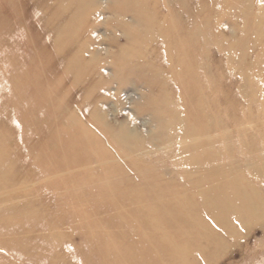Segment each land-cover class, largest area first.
Masks as SVG:
<instances>
[{
    "label": "rangeland",
    "instance_id": "1",
    "mask_svg": "<svg viewBox=\"0 0 264 264\" xmlns=\"http://www.w3.org/2000/svg\"><path fill=\"white\" fill-rule=\"evenodd\" d=\"M66 2L0 0V264H124L163 230L180 264H264V0H181L177 24L160 0ZM229 166L263 208L214 224L202 180Z\"/></svg>",
    "mask_w": 264,
    "mask_h": 264
},
{
    "label": "bare ground",
    "instance_id": "2",
    "mask_svg": "<svg viewBox=\"0 0 264 264\" xmlns=\"http://www.w3.org/2000/svg\"><path fill=\"white\" fill-rule=\"evenodd\" d=\"M10 1H19L25 2L28 0H10ZM33 2L38 3L40 11L37 12L31 11L30 13L34 18H37L41 21H50L51 19H55L57 16L61 15V10L66 5V0H32ZM74 1V0H73ZM138 0H131L133 4H136ZM164 4H167L171 7V10L169 11V15L173 18L174 23H179V15L178 10L180 11L181 8V0H160ZM66 2V3H65ZM30 4V0H29ZM111 16L115 18L117 21H120V19L125 16L126 11L122 10H116V11H110ZM242 12V11H241ZM19 14V13H18ZM114 19V20H115ZM191 19V17H190ZM128 39L131 38V36H127ZM68 52L67 55L70 58V61H74L78 59V53H77V45L72 44L68 45ZM168 51L171 55V53H178L179 51L183 50V45L179 43V41H174L169 47ZM77 57V58H76ZM168 64H171V68L174 69V67L180 66L181 63L178 61H169L165 62ZM64 66V65H63ZM52 69V68H51ZM189 70V69H188ZM57 78V77H56ZM58 79V78H57ZM58 82L61 84L64 83L61 80L58 79ZM67 82V81H66ZM66 85V83H64ZM61 93H58V98L64 99V98H74V95L70 93L69 89L64 88ZM78 98V97H77ZM59 109V108H58ZM57 109V110H58ZM260 158H258V161ZM249 161L245 162V165L249 166ZM238 168L235 166H229L222 170H215L213 171L210 176L205 177L204 180H202V183L209 186L207 189L208 191H214V194H216L214 197L209 200L208 203L204 204V207L209 208V215L214 220V224L223 222V218L225 217L226 213L232 212L234 215L240 217L241 219L245 218H252L254 216V213L257 211L256 206L259 207V209H262L261 207V201L258 199L257 201H254L253 199L249 198L250 195L254 194V190H252L248 183L245 181L246 178L252 177L253 178V172L249 169H247V175L244 178L237 177ZM250 170V171H249ZM260 172H262V169H259ZM235 198L238 200L237 206H235ZM182 201V200H181ZM176 201L177 206L180 210L184 212L185 215V222L187 225H189L191 228L194 229V233H198L199 231L196 230V226H202L206 230V225L202 224L199 219L192 217L189 214V209L192 208L190 205L189 207L181 202ZM236 202V201H235ZM210 204V206L208 205ZM255 208V209H254ZM138 211H140L141 215H144L143 209L141 207L137 208ZM140 209V210H139ZM178 209V210H179ZM137 211V212H138ZM145 212V211H144ZM149 213V212H148ZM256 214V213H255ZM262 215V213H259ZM247 220V219H245ZM104 221V220H103ZM102 221V223H104ZM240 221V220H239ZM106 223H111L110 221H106ZM157 221L150 223V226L156 225ZM244 223V222H243ZM116 224V223H111ZM165 231H162V234H160V237L167 238L165 240V243H159V244H146L144 246V251L141 252L140 256H131L132 253L128 249L121 250V254L123 253V263L124 264H180L183 263V261L186 259V255L188 254L187 246H188V240L186 239L187 234H181L180 237L178 236H166L164 233ZM206 236H208L210 239H212V236L209 233H204ZM146 238V237H143ZM181 242L179 243V241ZM116 250H114L115 252ZM126 251L128 253H126ZM145 252V253H144ZM133 258V259H132ZM178 261V262H177ZM207 263L208 261H204Z\"/></svg>",
    "mask_w": 264,
    "mask_h": 264
}]
</instances>
